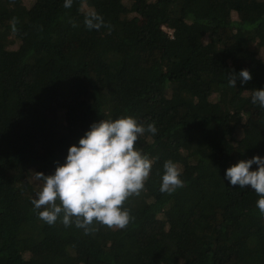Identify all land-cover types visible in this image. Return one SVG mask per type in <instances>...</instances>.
<instances>
[{
  "label": "trees",
  "instance_id": "trees-1",
  "mask_svg": "<svg viewBox=\"0 0 264 264\" xmlns=\"http://www.w3.org/2000/svg\"><path fill=\"white\" fill-rule=\"evenodd\" d=\"M64 5L0 0V264H264L259 196L225 178L264 158V108L251 102L264 89V0ZM243 69L252 79L231 87ZM126 116L158 130L136 142L152 165L123 206L128 226L40 219L35 173L54 174L92 123ZM168 160L184 181L172 194L160 191Z\"/></svg>",
  "mask_w": 264,
  "mask_h": 264
},
{
  "label": "clouds",
  "instance_id": "clouds-1",
  "mask_svg": "<svg viewBox=\"0 0 264 264\" xmlns=\"http://www.w3.org/2000/svg\"><path fill=\"white\" fill-rule=\"evenodd\" d=\"M64 6L70 7L71 0H65ZM102 22L93 14L86 26L98 29ZM227 79L236 88L238 79L246 84L252 76L247 69L239 73L233 70ZM251 102L264 108V89L252 90ZM146 131L155 135L158 130L154 122L145 128L131 116L92 123L78 146L69 147L65 163L58 164L54 174L35 173V179L43 182L38 198L32 200L35 209H43L39 218L53 225L62 215L66 227L74 222L86 233L93 230L94 222L110 229L126 228L132 217L123 206L144 189L151 170L152 161L136 147ZM254 164L256 170H252ZM180 177L179 166L166 161L160 191L172 194L182 188ZM225 178L232 186L254 190L259 196L257 207L264 216V158L257 155L239 161L226 169Z\"/></svg>",
  "mask_w": 264,
  "mask_h": 264
},
{
  "label": "rangeland",
  "instance_id": "rangeland-1",
  "mask_svg": "<svg viewBox=\"0 0 264 264\" xmlns=\"http://www.w3.org/2000/svg\"><path fill=\"white\" fill-rule=\"evenodd\" d=\"M233 16H234V18L236 17V13H233ZM171 33H172V31H170ZM260 55H261V57H263V59H264V49H261L260 50ZM146 261V259H144L143 260V262H145Z\"/></svg>",
  "mask_w": 264,
  "mask_h": 264
}]
</instances>
